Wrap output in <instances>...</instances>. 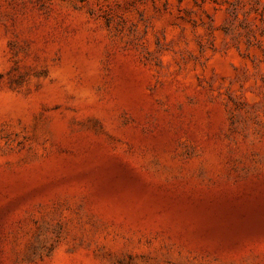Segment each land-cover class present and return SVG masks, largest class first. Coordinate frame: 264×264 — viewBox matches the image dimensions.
Masks as SVG:
<instances>
[{
    "label": "rangeland",
    "instance_id": "374dc122",
    "mask_svg": "<svg viewBox=\"0 0 264 264\" xmlns=\"http://www.w3.org/2000/svg\"><path fill=\"white\" fill-rule=\"evenodd\" d=\"M0 264H264V0H0Z\"/></svg>",
    "mask_w": 264,
    "mask_h": 264
}]
</instances>
